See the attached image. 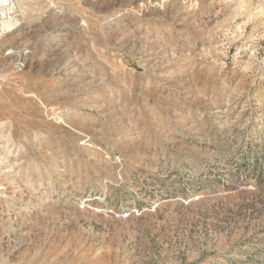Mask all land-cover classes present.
<instances>
[{
  "label": "rangeland",
  "instance_id": "rangeland-1",
  "mask_svg": "<svg viewBox=\"0 0 264 264\" xmlns=\"http://www.w3.org/2000/svg\"><path fill=\"white\" fill-rule=\"evenodd\" d=\"M0 264H264V0H12Z\"/></svg>",
  "mask_w": 264,
  "mask_h": 264
},
{
  "label": "built area",
  "instance_id": "built-area-1",
  "mask_svg": "<svg viewBox=\"0 0 264 264\" xmlns=\"http://www.w3.org/2000/svg\"><path fill=\"white\" fill-rule=\"evenodd\" d=\"M16 7L12 0H0V40L16 27Z\"/></svg>",
  "mask_w": 264,
  "mask_h": 264
}]
</instances>
